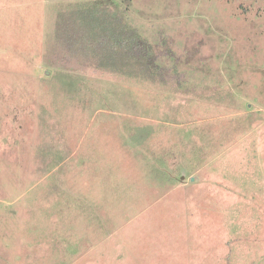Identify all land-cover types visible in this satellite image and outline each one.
Here are the masks:
<instances>
[{"label":"rangeland","instance_id":"rangeland-1","mask_svg":"<svg viewBox=\"0 0 264 264\" xmlns=\"http://www.w3.org/2000/svg\"><path fill=\"white\" fill-rule=\"evenodd\" d=\"M0 264H264V0H0Z\"/></svg>","mask_w":264,"mask_h":264}]
</instances>
